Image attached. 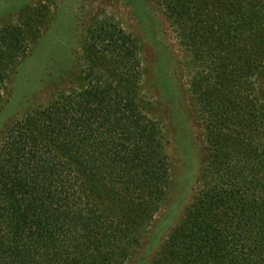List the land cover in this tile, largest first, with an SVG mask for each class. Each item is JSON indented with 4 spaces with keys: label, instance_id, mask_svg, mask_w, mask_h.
Instances as JSON below:
<instances>
[{
    "label": "trees",
    "instance_id": "trees-1",
    "mask_svg": "<svg viewBox=\"0 0 264 264\" xmlns=\"http://www.w3.org/2000/svg\"><path fill=\"white\" fill-rule=\"evenodd\" d=\"M158 2L187 54L204 125L207 158L186 141L185 172L203 164L209 172L152 264H195L203 247L264 243V0ZM25 28L0 27V112L29 52ZM95 38L82 84L3 131L0 264H127L146 237L154 245L157 214L187 189L184 180L173 197L170 141L144 94L135 41L115 27L96 29ZM172 96L171 120L185 131L183 93Z\"/></svg>",
    "mask_w": 264,
    "mask_h": 264
},
{
    "label": "rangeland",
    "instance_id": "rangeland-1",
    "mask_svg": "<svg viewBox=\"0 0 264 264\" xmlns=\"http://www.w3.org/2000/svg\"><path fill=\"white\" fill-rule=\"evenodd\" d=\"M8 23L26 25L29 52L5 87L4 106L0 112V141L12 121L46 105L58 91L82 84V62L86 56L96 58L92 50L87 52L96 42V29H123L135 41L144 94L152 100L154 116L162 122L170 141L168 150L176 185L173 197L177 198L181 193V183L186 182L187 187L182 191L181 202L178 201L175 207L170 206L173 209L169 207L158 213L149 228V233L155 235L154 245L147 244L149 237H146L142 247L127 262L152 264L197 192L205 187L204 183L207 185L209 172L205 164L201 169L195 165L193 171L185 172L191 151L186 141L193 144L192 151L202 160L205 161L207 153L204 125L189 93L191 69L188 57L177 39L173 20L158 0H0V27ZM96 63L100 64L97 60ZM100 69L105 67L100 65ZM258 83L263 85L260 77ZM172 89L183 93L182 102L189 120L185 131L181 130L182 123L179 126L171 120L178 105ZM170 210L173 212L168 217ZM161 223L164 224L162 229L158 227ZM260 228L254 226L257 231ZM243 243L247 247H203L204 250L197 253L195 264H264V243L253 244L247 237Z\"/></svg>",
    "mask_w": 264,
    "mask_h": 264
}]
</instances>
